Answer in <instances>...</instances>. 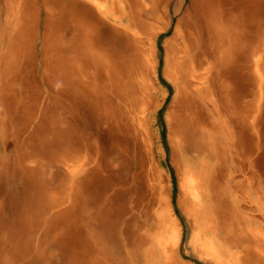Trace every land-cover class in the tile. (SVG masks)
Returning <instances> with one entry per match:
<instances>
[{
  "label": "bare ground",
  "instance_id": "obj_1",
  "mask_svg": "<svg viewBox=\"0 0 264 264\" xmlns=\"http://www.w3.org/2000/svg\"><path fill=\"white\" fill-rule=\"evenodd\" d=\"M77 1L79 0L43 1L45 3V8L48 7L47 9L49 10H57L58 7L61 6L63 12H61V15L59 14L61 18L57 16V19H66L67 22L73 25L72 27L74 28L73 30H75V34L69 42L78 43L77 49L70 51L73 55H69L70 52H68V47L62 50L63 53L50 54V56L53 55L55 61L53 72L58 83L68 85V87L74 90L75 93L83 96V98L80 97V100L84 103L87 102V108L91 109V113L93 112L95 117L98 119L104 118L111 120L115 114V105L112 106L109 102L112 98H106L105 104L101 102L102 92L98 87L105 86L106 84L103 83L105 79L104 76L106 74L110 75V73L113 74V72L109 66L110 64L106 63L107 61L103 57V54L98 50H95L100 30L105 28L106 23H108L106 21H108L107 17L110 15V5L109 2L104 0V4L99 8L100 17H98L93 8L88 6L87 3H77ZM154 2V11L150 15H145L143 14L144 12H140L141 14H138L140 20L138 21L141 24H139L138 21H135V26L138 27L137 34L141 35L136 38V45L138 48V56L139 58H142V61H140L139 66L135 61V69L134 67L131 68L133 69V78L130 84V92L132 93L133 106L137 105L141 107V130L144 131L146 137L150 140V127L147 121L148 118L146 119L147 113L150 111L156 113L168 102V92H162L156 85V73L159 64L157 60L155 61L156 41L161 33H164L169 29L170 23L173 21L172 18L174 16H181L179 22H177L181 24L182 32L181 34L180 32L178 33V31L175 32V35L180 37L178 43L172 49L171 61H168L167 75L174 89L172 103L170 102V110L171 114L174 118L176 117L178 121L179 130H177L180 131L179 143L183 145L182 150L184 152L183 161L185 162V165L183 166L182 164V167L184 168L186 179L185 185L187 188L186 212L192 222V229L194 230V251L193 253H190L185 250V254L189 257L192 254H196L200 258L206 259L210 264H264V180L261 176L254 175L255 173L253 174V181H255L258 186L255 194L257 197L251 195L245 197V200L248 201L251 209L250 212L252 214L250 216L243 214V212L246 213L247 210L244 206L242 207L243 212H241L242 204L237 206L238 200L230 198L229 203H227L225 201L227 187L217 186L214 183V180L208 177L206 173L207 169L204 160L207 159V157L210 158L211 151H214L212 149L213 138L211 134L206 131L201 132L196 127L195 123L191 120L193 117L190 119H186L185 117L186 108L191 106L189 104L201 91L208 76L204 63L200 59L201 49L206 45L214 46L216 48L219 45L225 55L223 57L224 60L230 58L231 54L232 57H234L231 46L236 42L235 27L226 22L222 15L221 7L216 0H154ZM126 3H128L130 7L132 5L134 6L132 0H113L111 2L113 7L125 5ZM25 4L26 3H24L23 0L7 1L6 5L7 7L9 6L7 9L8 16L6 18V23L3 25V30L0 33V45L4 40H1V37L4 38L9 26L11 27V30L16 31H18V28L23 27V7ZM124 9L125 10H121V13H119L121 15V17L119 16L121 21L124 22L120 27L127 24L123 27L124 33L130 34L129 26L133 23L135 18L128 15L127 7H124ZM52 24H54L53 13L51 14L49 25L54 26ZM241 24L243 25V23ZM63 27L67 30L65 26ZM240 29V25L237 24V38L241 35ZM254 29L259 31V27H255ZM52 31L49 38H47V40H51L50 43H54L53 41H55L56 38ZM28 36H26L27 39L30 38H28ZM129 38L132 39V36L129 35ZM239 40L240 39L237 41L242 47V42ZM23 49V45H21V42L17 39V41L13 42L11 45V52L6 55L7 57L3 56L2 59H0V122L6 121L9 117L13 119L14 112L18 108V115L24 116H18V121H21L20 119H27L23 130L18 132V140L23 133L31 127V122L33 123V121H35L34 117H37L35 116L37 114H35V111L37 110H34L33 103L20 98L18 86L17 88H10L7 83V77L11 72V68L18 62L12 57V55H23ZM259 49L260 47L258 46L257 52ZM52 50L53 47L51 46L49 51ZM256 54L257 53L255 52V55ZM256 57L254 60H251L255 61V67L254 70H252V73L256 83L255 88H259V91L254 93L252 97L253 101L249 100L244 103L243 99L239 97L233 102L234 105L237 104V110L240 114L249 112V115H252L257 112L255 116L252 115L249 117L248 115L247 117V121L251 125L249 127L253 129H256L258 126V121L260 120L258 114L264 104V74H261L263 65L261 59ZM90 59H92V61H97V63L93 65L92 62L90 65ZM135 59L137 58L135 57ZM7 60L13 61L12 64L11 61ZM229 64L228 66H230ZM130 65L132 66L131 63ZM225 66H227V64ZM45 68L48 67L45 66ZM76 68L80 71L78 70V72H75ZM71 69H73L72 73ZM80 74L85 78L80 80ZM112 79L114 81V78ZM117 80L119 81L120 79ZM230 81L232 80L230 79ZM114 84L115 82H113V85ZM118 85L120 86V84ZM225 88L228 89V87ZM126 89L127 88H125V90ZM224 92L225 97L231 100L230 94L232 89H228ZM220 94L222 95L221 92ZM205 100H208V98ZM22 101L25 102L23 108ZM27 101L29 103H27ZM19 103H21V106ZM53 112L54 111H51L50 109L43 111V117L41 116L39 122L36 124V130L27 135L28 138L26 141L28 148L33 142H39L34 146L36 161L31 160L35 165L33 166L34 168H26L23 173L26 178L30 179L33 186H35V205L33 207L31 206V211L22 210L20 212L18 241L13 244L12 250L6 248L5 242L0 239V264H51L50 259L61 254L64 257L65 264H189L181 256L180 244L182 234L180 235L179 225L172 215L169 204H167L165 209L156 217L154 221L155 234L151 237L140 236L137 232L132 233L131 224H129V221L124 218L120 211L114 209L109 198L104 200L97 199L90 207L84 204V185H91L93 179L98 177L100 167L97 164H91L93 163V159L90 161L89 157L85 158L77 156V153L80 151V148H77L78 141L81 137L80 131H77L72 120H69L65 116H57ZM189 113L187 112V114ZM244 118L246 119V117ZM249 118L251 121H249ZM73 119L75 120V115H73ZM200 121L199 124H201ZM75 122L79 123L78 121ZM219 122L220 121H218V123ZM223 129H225V127H223ZM249 132L250 131L248 130V133ZM257 133L258 132L255 133L256 136ZM1 137L5 139L7 136L3 134ZM230 140L228 142H232ZM255 141L257 140L255 139ZM261 142L263 141L261 140ZM139 144L142 145L140 142ZM247 144L249 145V143H246V145ZM175 146L176 145H174V147ZM114 147L116 146L114 145ZM259 149L260 148L257 150ZM189 150L192 151V153L194 152L192 157L189 156ZM255 151H253V153ZM43 158L45 161L49 160V163L51 162L54 167L63 165L66 169L65 175L60 177L58 176L59 174H56L55 172L49 174V172L41 170L42 165L39 161ZM207 168L209 167L207 166ZM262 177H264V174ZM238 187L239 186H237V188ZM218 200H221L223 202L222 204L226 206V213L222 215L223 218H225L224 220L228 221L225 222L226 224L223 220L220 221L219 218L216 217ZM0 237L4 238V231L1 227ZM13 249L16 250L15 253Z\"/></svg>",
  "mask_w": 264,
  "mask_h": 264
},
{
  "label": "rangeland",
  "instance_id": "obj_2",
  "mask_svg": "<svg viewBox=\"0 0 264 264\" xmlns=\"http://www.w3.org/2000/svg\"><path fill=\"white\" fill-rule=\"evenodd\" d=\"M7 1L8 0H0V33L3 30V25L6 23V18L8 16L7 9L9 6L7 7L6 5ZM23 1L26 3L23 7V27L18 28V31L11 30L10 26L7 28L4 38L1 37V40H4L0 45V59L11 52L12 49L10 50V48L13 42L17 41V39L21 42V45H23L24 48L22 50L23 55H12V57H14V59L18 62L11 68V72L7 77V83L8 87L10 88H17L18 86L20 98L33 103L34 110H37L35 111V114L37 113L35 116L37 117H34L36 122H31V127H29L25 133H23L19 140L18 132L23 130L27 119H20L21 121H18V116L24 117L18 115V108L14 112L13 119L9 117L6 121L0 122V227L4 231V238L0 237L1 241L5 242L6 248H10L12 250L13 244L18 241L20 212L22 210L31 211V206L33 207L35 205V186H33V184L30 182V179L26 178L23 173L24 169L35 166L31 160L36 161L34 146L39 142H33L28 148L26 139L28 138L27 135L36 130V124L39 122L41 116L43 117V111L50 109L51 111H54L53 113L57 116H65L69 120H72L77 131H80L81 141H78L77 147L80 148V151L77 153V156L85 158L89 157L90 161L93 159V163L91 164H97L100 167L99 175L97 178L93 179L91 185H84V204L90 207L97 199L104 200L109 198L114 209L120 211L124 218L129 221V224H131V229L133 231L132 233L137 232L140 236L145 237H151L155 234L154 221L158 214H160L165 209L166 205L169 204L172 215L174 219L177 220L179 225L180 235L182 234L180 250L183 259L189 264H210L206 259H202L196 254L190 255V257L185 254L186 251H189L190 253H193L194 251V230L192 229V222L186 212L187 188L185 185L186 179L184 168L182 167V164L183 166L185 165V162L183 161L184 152L182 150L183 145L179 143L180 131H178V121L176 117L174 118V116L171 114L170 110V105L174 96V89L167 75L168 61H171L172 49L178 43L180 37L175 35V32L178 31L180 34L182 32L181 24L178 23L181 16H174L172 18L173 21L170 23L169 29L166 32L161 33L156 41L155 61L157 60L160 64H158L156 73V85L162 92H168V102L156 113H153L154 111L147 113L146 119L148 118L147 121L150 127L151 137L149 140L146 137L144 131L141 130V107L137 105L133 106L132 104L130 84L133 78V69L131 68L134 67L135 69L136 65L134 62L136 61L139 66L140 61H142V58H139L138 56V48L136 45V38L141 35L137 34L138 27L135 26V21L140 20L138 17V14H141L140 12H144L143 14L145 15H150L154 11V0H132L134 2V6L132 5L131 7L128 3L113 7L111 4L113 0H106L110 5V15L107 17L108 21L106 22L108 23H106V27L100 30L98 35V43L95 46V50H98L101 54H103V57L107 61L106 63L110 64L109 66L113 74L110 73V75L106 74L104 76L106 79V81L104 79L103 82L106 84L105 86L103 85L104 87H98L97 85L95 86L98 87V89L102 92L101 102L103 104H105L106 98H112L109 100V102L112 104V106L115 105V114L111 120L104 118L98 119L95 117L94 113H91V109L87 108V102L84 103L82 100H80V97L83 98V96L75 93V91L68 87V85L64 83L63 85L58 83L56 80L57 78H55L53 72L55 61L53 55L50 56V54L63 53L62 50L67 47L68 52L74 51V49H77L78 45V43L69 42L75 34V30H73L74 28L72 27L73 25L67 22L66 19H57V16L61 18L60 15L61 12H63L61 6L58 7L57 10L50 9V11L47 9L48 7L45 8V3L43 2L44 0ZM216 1L221 7L222 15L224 16L226 22L232 24V26L235 27L236 42L231 46L234 57H232L231 54L230 58L224 60L223 57L225 55L223 54V51L221 50L222 48L219 45L217 48L206 45L201 49L200 59L204 63L208 76L205 84L202 86L201 91L189 104L191 106L186 108L185 117L186 119L193 117L191 120L195 123L196 127L201 132L206 131L207 133L211 134L213 138L212 149L214 151H211L210 158L207 157V159L204 160L207 169V176L212 178L217 186L227 187L225 196V201L227 203H229L230 198L238 200L237 206L242 204L241 212H243L242 207L244 206L247 210L246 213L243 212V214L250 216L252 214L250 212L251 209L249 207L248 201L245 200V197L250 195L257 197L255 194L257 192L258 186L257 183L253 181V174L255 173L254 175L261 176V178L264 180V177H262L264 174V104L261 108L262 110L260 109L258 114V118L260 119L258 121V126L256 129H253L249 127L251 125L247 121L249 112L240 114L237 110V104L234 105L233 102L239 97L243 99L244 103L248 102L249 100L253 101L252 97L254 93L259 91V88H255L256 83L252 73V70H254L255 67V61L251 60H254L256 56L261 59L263 65L261 74H264V0ZM80 2H83V4L87 3L88 6L93 8L98 17H100L99 8L102 4H104V0L77 1V3ZM124 7H127L128 15L135 18L133 23L129 26L130 34L124 33L123 27L127 24H124V26L120 27L124 22L121 21V15L119 13H121V10H125ZM52 13L54 15V24L52 25L54 26L49 25ZM138 23L141 24L139 21ZM241 23H243V25ZM237 24H239L241 27V35L238 38L236 35ZM63 26H65L67 30H65ZM255 27H259V31H256L254 29ZM51 31L54 33V37H56L55 41H53L54 43H50L51 40L49 39L47 40ZM129 35L132 36V39L129 38ZM26 36H28V38L30 37V40L27 39ZM129 39L133 41H130ZM238 39H240L239 41L242 42V47L239 45V42L237 41ZM51 46L53 47V50L49 51ZM258 46L260 49L257 52ZM255 52L257 53L256 55ZM69 55H73V53L70 52ZM135 57L137 59H135ZM89 61L90 65L92 62L93 65L97 63V61H92V59ZM12 62L13 61H11V64ZM226 64L227 66H225ZM228 64L230 66H228ZM45 66L48 68H45ZM78 70L79 69L76 68L75 72H78ZM72 71L73 69H71V73ZM228 71L231 74H229ZM80 77V80L85 78L82 76V74H80ZM112 78H114V81ZM117 79L120 80L118 81ZM230 79L232 81H230ZM113 82H115L114 85ZM118 84H120L122 87H120ZM225 87L232 89L230 94L231 100L225 97L224 91L228 90ZM125 88L127 89L125 90ZM207 98L208 100H205ZM28 101L27 103H29ZM22 102L23 108L25 102ZM19 105L21 106V103H19ZM187 112L190 113L187 114ZM210 113L213 114L211 115ZM256 113L252 115L255 116ZM73 115H75V120L73 119ZM252 115H249V117ZM243 116L246 117V119ZM75 121H78L79 123ZM199 121L201 124H199ZM218 121L220 122L218 123ZM249 121H251L250 118ZM200 125L204 128H202ZM233 126L236 127L234 128ZM223 127H225V129H223ZM222 129L226 132H223ZM248 130L250 131L249 133ZM254 132H258L257 136ZM3 134L7 136L5 139L1 137ZM255 139L257 141H255ZM229 140L232 142H228ZM261 140L263 142H261ZM138 141L142 145H140ZM246 143L251 145L249 146L247 144V146ZM173 144L176 146L174 147ZM114 145L116 147H114ZM258 148L260 149L257 150ZM253 151L255 152L253 153ZM145 155L147 159L145 158ZM192 155H194V152L192 153V151L189 150V156L192 157ZM44 158L40 159L39 161V163L42 165L41 170L47 171L49 174L51 172H55L56 174H59L58 176L60 177L65 175L66 169L63 165L54 167L51 162L49 163V160L45 161ZM207 166L209 168H207ZM167 184H170L169 187ZM237 186L239 187L237 188ZM222 203L223 202L221 200H218L216 217L219 218L220 221L223 220L225 223L228 221L224 220L225 218H223L222 215L226 213V206ZM15 252L16 250H14V253ZM50 263L65 264V260L61 254L51 258Z\"/></svg>",
  "mask_w": 264,
  "mask_h": 264
}]
</instances>
